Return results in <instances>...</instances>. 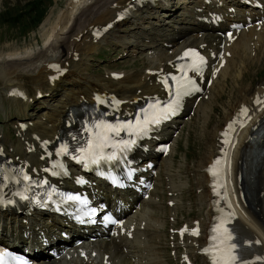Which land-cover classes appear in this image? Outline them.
<instances>
[{"label":"bare ground","instance_id":"1","mask_svg":"<svg viewBox=\"0 0 264 264\" xmlns=\"http://www.w3.org/2000/svg\"><path fill=\"white\" fill-rule=\"evenodd\" d=\"M171 2L172 0H68L63 7L64 9L54 21L45 20L49 27L44 31L42 30V36L45 39L40 49L31 51L27 48L23 52L17 49L10 50L0 56V104L5 99L14 108L16 107V113H21L26 117L31 114L26 111L27 99L22 100L15 95H8V91L12 87L20 88L24 85L21 79L30 80L33 87H38L42 82L48 84L45 90H42L46 96L41 95L38 99L41 102L46 100L47 96L52 97L55 87L58 84L61 85V92L58 97L53 98V102L49 101V105H46L41 112L36 113L34 121H23L26 123L24 130L16 125L17 134L14 143L9 144L11 145L9 150L4 146L7 155L12 158L16 156L17 161L27 163L29 167L35 166L38 168L41 165L39 154L42 153L43 144L47 140L53 139L60 129H64L66 120L70 121L69 109L78 107L84 100L91 101L92 94L111 92L115 96L125 99L121 104V108L128 109L130 108L129 104L142 97L144 93H160L158 83L155 80L158 73L150 74L145 71V67L137 71L121 73L120 77L115 78L114 76H92L94 74L85 70L86 66L82 64V60H84L82 58L100 40L114 35V27L118 23L114 21L112 26L99 38L93 36L94 27L99 28L100 25L112 19L125 6L134 8L129 16V23L138 32L129 30V32H132L120 39V44L123 47L129 46L132 51L144 52L147 68H154L155 70L160 67H162V70L169 68L168 59L180 47L189 43H205L202 47L204 50L210 48L213 52H217L219 42L224 39L223 50H227L228 55L223 54L224 62L222 65L217 66L218 61L213 63L209 72L212 74L214 71L215 75L210 76V84L204 87L194 106H192L193 97L190 98L184 113L188 114L189 110L193 109L192 114L187 116L189 122L192 121V117H195L196 113H199L196 116L198 119L195 120L199 122V128L202 126L201 130L207 131L208 121L211 122L213 118L211 113L214 111V103L217 101L218 96H221L224 87L228 86L227 79L233 80L236 84L240 83V75L247 68L248 63L259 57V53L264 50V19L259 26L253 22L255 16H264V0H262L263 4L259 9L244 6L240 0H209L208 2H205V0H191L190 3L179 8V22L174 21L176 26H172L170 18L164 20L165 18L161 15L165 10L167 13L169 12L168 8ZM218 2L220 3L218 4ZM176 3L177 1L174 2V5ZM229 6L235 8L234 13L227 10ZM209 11L222 12L226 20L215 26L211 21ZM247 15L251 16V23L246 27H241L237 35L235 34V38H232L230 33H226L227 35L224 37L220 36L219 31H223L229 21L242 19L245 22ZM150 16H154L155 20H161V23H157V25L150 24V21L146 19H150ZM169 17H174V15ZM143 21L148 25H142ZM75 55H77L76 60L73 59ZM213 58L210 57L209 60L212 61ZM55 64L64 66L65 71L56 79H49L48 75H53L55 72L53 69ZM263 83L264 78L239 89L236 97L226 104L221 122L215 123L209 133L203 156L192 164L195 170L205 165L210 156L214 154L221 124L234 113L241 103H248L254 93L260 90ZM228 87H231L232 90V86ZM263 111L264 108L250 120L249 127L254 125L252 129L245 128L246 125L243 126L245 129L238 135L231 151L230 171L232 173L230 172L229 175V183L231 181V186L234 189L236 186L233 175H235V172L241 171L243 177L239 181V188L244 189L242 201L244 214L241 213L237 198L235 197L232 200L235 206V215H239L234 220V224L236 227H244L243 224L246 223L242 230H238L246 236H250L254 232L252 210L247 203H244L246 189L250 185L258 184L264 190V140L257 141L259 135L257 133L258 127H256L264 116ZM34 115L32 114L30 117ZM175 123L178 124V120ZM261 126L263 129V125ZM164 132H168L167 128L164 129ZM249 136L252 137L249 138ZM148 142L151 145L154 143L153 141ZM174 142L172 140L169 150L162 156L154 155L150 150L145 155L149 157L159 156L164 169L169 172L172 165L170 152L173 149ZM1 143L2 139L0 138ZM152 152L154 151L152 150ZM195 178L196 186H199L197 194L199 203L204 205L205 215L208 217L211 202L208 186L205 182V172L202 169L195 171ZM183 183L184 179H181L177 174L175 179H173L172 173L168 174L166 188L171 193L167 198L175 200L176 191L182 187ZM259 186L254 185L253 189L259 192L261 190ZM159 207L170 214L174 213V204L163 206L160 203H155L153 210ZM261 210L260 220H256L258 224L262 225L261 230L258 232L261 243L252 245V249L256 252H261L264 249V193L262 195ZM126 217L128 223H134L132 237L119 235L115 238L104 239L97 244L98 257L90 256L88 251V259L86 260L71 253L68 259L48 258L47 262H44L45 255L40 249L36 251L35 256H37L39 264H156L154 258L146 257V254L156 246L154 238H158L162 234L161 226L165 223V220L159 215L153 216L149 208H136ZM57 220L58 218L54 215L44 212L36 213V218H34L32 215L16 213L13 209L0 211V243L8 244L15 236L23 240L26 234H31L30 237L38 243L36 232L41 229L51 237L54 233V227L59 225ZM35 224L38 230H35ZM253 234L256 235V233ZM187 240H189L187 247L191 252H194L196 249L194 244L199 243V237H189ZM88 245L86 242L82 247ZM103 253H106V263L101 262ZM159 261L161 262V260ZM258 263L264 262L258 259Z\"/></svg>","mask_w":264,"mask_h":264},{"label":"rangeland","instance_id":"2","mask_svg":"<svg viewBox=\"0 0 264 264\" xmlns=\"http://www.w3.org/2000/svg\"><path fill=\"white\" fill-rule=\"evenodd\" d=\"M25 1L26 0H0V15L3 14L0 17V50H1L0 56L4 55L6 52L10 50L12 51L17 49L18 51L23 52L27 48H29L31 51L40 49L43 46L45 39L42 36V32L49 27L48 24L45 23L46 22L45 20L54 21V19L64 9L63 7L65 6L68 0H45L44 1L45 4L43 5L45 6L46 4H48V7L40 22H38L37 25L35 26H34V22H32L33 19L32 16L34 13H32L31 11H27L26 15L25 13L24 14L20 13L16 22L7 18V14H8L7 11L12 12L13 9H16L19 6L24 7L22 5ZM187 1L189 0H177V5L179 6L177 7L175 12L177 13L180 5L182 3H186ZM161 15L166 16V14H161ZM177 15L178 14H175V16ZM146 19L149 20V18ZM149 21H154V17L150 18ZM144 22L142 24H146ZM152 23L150 22V24ZM129 29H131V24L129 23V18H127L125 21H121L120 24H118L115 27V30H117L115 34H117L118 37L123 36L122 38H124L127 36V34H129L132 31L136 33L138 32V30L135 28L130 32ZM102 41L97 45L95 50L91 51L90 55L87 56V59L82 61V64L86 66L85 70H87L91 74H94L92 76H101L108 74L109 68H106V66H109L114 69H120V70L123 69L125 71H131L137 68H142L144 64H146V59L142 53L137 51H133L134 52L133 53L131 52L132 50L129 47L119 46V44L115 42L113 38H109L106 43L104 42V40ZM254 61L257 62L252 63ZM263 78H264V50L259 53V57H257L255 60H251L248 63L247 68L243 70L242 74L240 75V79H241L240 83L236 84L234 83L233 80L229 78L227 79V84L228 86H232V90L231 87L226 86L222 90L221 96H218L217 101L214 103V106L216 107L217 110L211 113V116L213 118L211 122L208 121V126L206 125L208 129L207 131L203 132V134H200L199 132V131H203L201 130L202 126L199 128L198 122L197 120H195L198 119L196 116H198L199 113H196L195 117L193 116L194 119L193 123L191 122L192 124L190 126L187 125L185 127L184 131L185 132L187 131V134H183L181 140L183 146H185L188 149L186 152L187 154L183 158V151H178L179 159L180 158L183 159L182 160V162L184 163L183 167L191 168L190 164L197 159V156L201 151V147L205 143V138L209 136V133L211 129H213L214 124L219 122L218 119L219 118L222 119L221 118L222 113L226 104L236 97L238 90L247 86L248 84L252 85ZM21 81L23 82L25 89L30 88L29 92L32 93L33 91L32 83L26 79H21ZM38 89L39 91L45 90V88L40 89V85H39L38 87H35L33 94ZM56 96L57 95L55 92L54 97ZM39 102H41V100H39ZM46 105H49L48 101L45 103V106L41 107V105L37 104L34 99L30 100V104H28L27 111H29L28 113L31 114H29L28 117L22 119L17 117L18 114L15 112L16 107L14 108L13 105L12 107L11 104L9 105V103H7V101L5 100L3 106L2 107L0 106V128L2 127L4 130H6V132H9V130L12 131L13 129L12 122L15 121L16 118H18L19 121L22 122L25 120H27V122H32L36 119V115H37L36 113L41 112L43 108L46 107ZM40 107L41 110H38V108ZM32 114H35L33 116L34 118L30 117ZM1 136L3 137V134H1ZM205 149H206V145H205ZM190 182L191 184L187 187V189L183 190L181 200L179 199L181 201V203L178 204L177 206L179 217H181V215L185 216L188 211H192L194 214H198V215H201L204 212V209L196 204L195 202L196 200L193 199L189 200L188 198L187 190L190 188L194 193L196 190L195 186L193 187L194 182L192 178H190ZM189 201L192 204V207L190 209L188 208Z\"/></svg>","mask_w":264,"mask_h":264},{"label":"snow or ice","instance_id":"3","mask_svg":"<svg viewBox=\"0 0 264 264\" xmlns=\"http://www.w3.org/2000/svg\"><path fill=\"white\" fill-rule=\"evenodd\" d=\"M187 55V53H186ZM193 55H195L193 53ZM181 87H183V85H181ZM181 93L178 91L177 95H180ZM166 111H171V106H169L168 109H166ZM155 122H159L158 119L155 120ZM112 131H118L117 129H112ZM127 147V145H126ZM113 157H109V159H112ZM219 163V162H217ZM213 175H216V173L213 171ZM27 178V177H25ZM69 200H78L79 197L76 196H69L68 197ZM188 229L185 228L184 231H187ZM214 232H216L218 235H214L211 239L213 241V244L211 247L204 249V252L206 254H209L211 256L212 259V264H236V261L238 259V257L234 254V250H235V244H230L227 245L226 247L224 246V242L225 240H231L232 237L230 234L225 236V239H220V236L223 235L224 233H227V229H222L221 227H217L215 229H213ZM183 234V232L181 233ZM192 235H198V229H194L192 230ZM217 241H219L217 243ZM258 243V241H257ZM7 254H3L0 255V264H5L4 261V257ZM257 259H262L260 257H257ZM17 264H24L23 261H17ZM242 264H244V262H242Z\"/></svg>","mask_w":264,"mask_h":264},{"label":"trees","instance_id":"4","mask_svg":"<svg viewBox=\"0 0 264 264\" xmlns=\"http://www.w3.org/2000/svg\"><path fill=\"white\" fill-rule=\"evenodd\" d=\"M40 5H41V0H31L30 4H29V8L32 9L33 12H35L37 10V8L39 9V12H41L40 10ZM18 12H15L12 17H15V15H18Z\"/></svg>","mask_w":264,"mask_h":264}]
</instances>
